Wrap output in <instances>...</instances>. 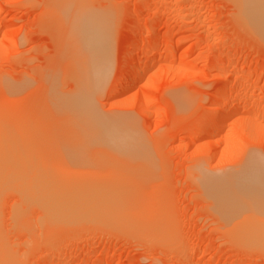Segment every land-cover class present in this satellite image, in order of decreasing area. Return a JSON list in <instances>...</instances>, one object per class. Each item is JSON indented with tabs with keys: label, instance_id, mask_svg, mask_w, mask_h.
Returning <instances> with one entry per match:
<instances>
[{
	"label": "rangeland",
	"instance_id": "rangeland-1",
	"mask_svg": "<svg viewBox=\"0 0 264 264\" xmlns=\"http://www.w3.org/2000/svg\"><path fill=\"white\" fill-rule=\"evenodd\" d=\"M58 1L59 3H57ZM76 2L77 0H0V147L3 146L2 143H5L1 139L12 142L10 139L14 138L15 140L16 138L13 143L17 146L13 145V147L17 150L20 149L19 147L24 144L21 143L24 123L35 125L38 121H43L42 126L43 123L49 124V119L55 116L47 110V107L51 106L49 104L54 105L52 101H55L56 108L62 107V103L59 101L63 100L60 97L62 95L60 88L62 87L64 92H72V89H77L78 81H81L82 68L78 66L82 63L79 64L75 59L73 44H69V47H72V51L74 50V56L68 47L67 43L73 41L72 38L67 41V38L70 37H66L69 32H63L69 25L63 26L64 22L61 23L58 20V23L57 21L56 13H58L59 5L62 4L68 9L70 7V11L73 9V12L70 13L72 15L70 20L78 10L85 7L83 4L87 5L88 13H93L104 22V18L112 17L111 63L113 66L111 65V67L113 70L111 68V75L105 88L96 97V108L109 119L118 122H120V118L130 120L131 124L129 123L128 126L132 130L129 131L136 137V141L129 143L128 151L132 150L131 156L134 159L131 161V156L127 157L128 159L121 157L122 160L116 158L119 161L114 163H122L123 171L120 172L116 169L117 173H121L119 181L107 185L104 183L107 182L106 178L100 177V173L103 175V172L98 167L101 165L103 168V164L99 160L107 158L106 167L107 161L113 155L109 153L112 156H108V158L106 155L109 154H105L103 159L100 158L101 155H98L90 160L87 157V151L85 154L76 151L78 152V156H76L75 150L72 149L74 146H70L72 152L69 154L72 155V158L66 156L71 158L70 164L73 162L71 160H74L71 165L76 171L70 167L69 178L71 180L66 178L70 182L73 193L77 191L81 193V189L92 188L93 184L97 186V189L98 187L102 189V185L100 186L102 183H104L102 186L104 189L105 184L109 188L111 187L110 189L113 187L114 190H112H116L115 193L120 194L116 199L122 211L124 210L121 213V218L129 216L133 220L130 218L126 225L124 223L121 225L120 221L118 223L112 219L109 221V216L107 220L105 217L101 218L104 215L97 216L98 213H88L91 210H87L86 215L78 214V210L73 207L74 214L77 211V215L71 216L70 210L67 211L71 204L66 206L69 203L67 201L64 206L66 209H63L61 204L67 198L61 203L56 198L58 196H53L57 199L56 201L54 198V208L59 202V208L70 213L69 218L67 212V216L60 215L61 213L56 215L57 209L56 211L54 208V210L48 209L45 204L49 201L46 202L47 200L44 199L46 203L42 204L41 197H44L43 194L54 186L48 188V184L53 181L52 176H49L51 174L49 171L42 172L43 174L49 172L48 177H43L42 173L37 172L44 170L42 168L55 170L53 164H66L69 161H64L61 157H59L60 160L53 158L57 153L56 150H53L56 153L51 150L53 156L50 151L51 154H45L46 151L40 152L41 148L39 152L34 148L33 152L31 147L36 146L37 142L31 143L32 146H26L31 140L34 141V139L29 141V138L27 144L23 146L31 148L27 149V152L29 153L28 150H31L33 156L30 154L28 156L33 158V163H45L43 165L34 163L37 166V169H33L35 172L30 165L32 162L27 163L31 167L19 168L18 163L15 165L18 160H15L25 156L19 154L18 157L11 159L13 155L17 156L14 151L15 154L13 152L7 162L8 164L9 161L12 163L9 164V167L6 165L5 170L0 171V173L7 172L0 174L2 179V181L0 179V255L4 252L13 255L11 257H14L16 262L13 260L10 263L11 258L8 261L9 264H264V208L256 206L255 213L254 210L251 211L255 205L251 206L249 202L244 209V205L234 202L236 199H232L235 196L234 193H237L238 197L241 194L250 198L254 196L255 189L249 187L248 192L245 189V191L242 190L246 188L247 183L251 184V187L253 185V187L264 186L263 32L259 30L260 33H257L255 26L252 27L253 25L250 26L248 22L245 23L239 19L240 16H237L239 9L232 0H79L78 5ZM62 9H60V13ZM55 10L57 12H54ZM54 17L56 18L54 19ZM47 18L48 20H46ZM108 20L110 21V19L106 21L108 22ZM59 24L61 25L59 26ZM70 26L72 27L71 23ZM70 33L69 35H72ZM171 48L174 51H170ZM58 49L60 50L58 51ZM66 49H70L69 52ZM76 51L79 50L76 49ZM64 54L67 60L65 63H63L66 61ZM69 56L70 58H68ZM72 56L75 57L74 64H71ZM81 59V55L80 60L77 57L78 61ZM145 62L150 63V68L143 73L140 68ZM66 63L71 66H66ZM73 65H77L74 66L75 70ZM125 69L130 70L128 79H135L134 85L125 93L116 95L114 88L116 83L122 80ZM63 75L66 77L64 78ZM76 76L78 81H76L77 79L73 80ZM60 77L61 82L62 80L64 82V87L59 79L55 80ZM33 80L34 82H32ZM74 81L77 82L76 86ZM50 82H53V85L60 82L59 91L57 90L60 95L57 98L61 99L56 98L58 94L55 90L56 95L54 98L52 95V101L48 103L47 101L50 99L45 100L44 97L46 98L48 93L50 98L51 92L47 90ZM36 85L45 92L40 89L36 90ZM40 86H43L44 89ZM56 88L51 85L52 94H55L53 91ZM39 90L43 92V96L45 93L44 97H41L42 94H40L41 98L38 96ZM63 95L65 94L63 93ZM214 96L219 97L220 101L216 103L213 100ZM23 98H26L28 102ZM42 98L48 104H46L47 107L40 106L45 108L51 116L49 117L48 112L44 109L43 112L46 115L43 113L44 115L41 116L40 110L36 112L42 120L39 117L37 120L34 117L35 113L30 119L32 110L37 107L34 105L41 103ZM55 98L58 103L54 100ZM37 99H41V102ZM25 102H27L26 108ZM27 106L30 108L28 109ZM217 107H222L219 113L215 112ZM239 107L242 108V111L235 112ZM24 108L27 110H23ZM66 108L62 109L63 111L59 110L63 113ZM56 111L58 110L52 111V114H59V111ZM70 111H72L71 108ZM229 111L235 113L219 130L213 133L211 125L216 120L221 122ZM25 112H27L26 117L23 116ZM65 112V114H70L68 111ZM62 113L59 114L62 115L59 117V121L63 117L65 118V114ZM44 119L49 122H44ZM54 119L58 121V117L52 118L51 124L55 122ZM71 119L70 117L66 120L63 119L66 121L65 124L68 123L66 126L70 125ZM250 122L254 125L253 132L248 129ZM63 124L61 126L66 127ZM44 126L43 129H39L42 131L38 130V134L42 132L48 136L47 125ZM51 126L48 125L49 135L54 132L51 131L50 134L51 128L53 130ZM27 127L26 130L30 126L28 129ZM35 130L33 135H35ZM45 130L46 132H44ZM25 133L24 135L27 136ZM25 136L23 139L27 140ZM16 141L19 142L15 143ZM10 144L1 148L11 147L12 144ZM60 144L62 143L60 142ZM45 145L44 148L49 146ZM39 146L43 145L39 144ZM60 147L62 150L66 145L64 146L63 143ZM26 148L21 151H26ZM51 148L48 147V149ZM9 149L11 148L8 147ZM3 150H0V153H3ZM80 150L82 151V149ZM63 151L64 155L66 151ZM7 152L6 149L3 156ZM79 153L83 156L87 155L83 158ZM3 156H0V159H3ZM85 158H89L91 162ZM28 159L29 157L26 160ZM96 159L99 161L98 163L101 162L99 166ZM123 159L127 160V164L122 162ZM4 161L1 160L7 164ZM82 161L85 162L82 163ZM93 161L97 164L92 163ZM110 161L114 160L110 159ZM21 162L19 164L23 166L25 162ZM88 163L89 165H87ZM90 163L96 165L97 168L92 166L93 170H95L94 168L98 169L96 172L93 173L91 167H88L91 166ZM84 164L87 166H85L86 168H84ZM66 165L68 166V164ZM24 166L27 165L24 164ZM55 167L58 170V166ZM24 168H31L32 174H29L31 173L29 170V175L25 172L24 176H20L19 173H24ZM8 169L12 170L15 175L12 171L10 174ZM38 169L40 171H37ZM84 169L86 170L84 171ZM33 173L37 174L34 176ZM67 174L64 175L69 176ZM94 175L98 177L95 178ZM61 176L58 178H63V175ZM204 176L222 178L223 180L217 183H213L215 180L208 183L203 181ZM21 177L23 178L22 182L20 181ZM24 177L26 181H24ZM3 179L5 180L3 181ZM28 179L31 180L29 181L32 186ZM48 179L51 181L49 180L50 182L47 184L45 180ZM67 179H65V183H67ZM42 181L48 188L46 192L42 190L45 192L43 194L42 191L40 193ZM224 182H227L226 184L230 187ZM53 183L55 182L53 181ZM94 186L93 189L97 190ZM36 187L40 190L37 191ZM228 187L233 188L235 192L231 194V192L225 191ZM31 188L36 190L33 189V191ZM58 188L56 185L57 190ZM27 190L31 193L37 191L42 196L37 198L39 194L34 193L31 197L24 193ZM57 190L55 193L51 191L50 194H56L59 191ZM241 190L244 192H238ZM106 191L108 190L106 189ZM72 192H70L71 195ZM47 193L45 195L49 196L48 198L52 202V195ZM78 193H76L77 198L80 195ZM33 195H37V197L33 198ZM72 197H75L74 194ZM119 197L120 201L123 199L121 203L118 200ZM38 199L41 200L38 201ZM76 202L79 201L76 200ZM246 206H250V209ZM258 207L261 210H258ZM141 214L142 216H140ZM88 217H90L89 220ZM99 219L103 221L101 222ZM130 221L134 224H130ZM128 224L130 225L127 226Z\"/></svg>",
	"mask_w": 264,
	"mask_h": 264
},
{
	"label": "bare ground",
	"instance_id": "bare-ground-1",
	"mask_svg": "<svg viewBox=\"0 0 264 264\" xmlns=\"http://www.w3.org/2000/svg\"><path fill=\"white\" fill-rule=\"evenodd\" d=\"M56 1V0H55ZM75 1V0H74ZM232 1H234L235 3H236V5H237V8L239 9H237L239 12L237 13V16L239 15L240 17H239V19H241L242 21H245V23H247L248 22V25L250 24V26L251 25H253L252 27H254L255 26V28H257L255 31H257V33L259 32L260 33V31H262L263 32V35H264V0H232ZM69 2V1H68ZM77 2H79V0H77ZM76 2V4L78 5V3ZM83 2V1H82ZM57 3H59V1L57 2ZM83 3H86L85 1L83 2ZM64 4H65V2H64ZM82 4V3H81ZM83 5H85V7H83V8H81L80 10H78L76 13H75V15H73V17H72V19L70 20V16H72V15H70V13L71 12H73V9H72V11H70V7H69V9L67 8V7H65L64 5H59V10H58V13H60L59 11H60V9H62V11H61V13L60 14H58V13H56V17L58 16V18H57V21L59 20L61 23L62 22H64V25L63 26H65V25H69V26H66V28L64 29L63 27H62V30L64 29V31L63 32H65L66 31V33L67 32H72V33H70V34H72V35H69V33H67V36L66 37H68V36H70L69 38H67L68 40L67 41H69L70 40V38H72L71 40H73L72 42H68L67 44H68V47H69V44H73V49L75 48V54H73V51H72V47L70 48L71 49V51H72V54H73V56L75 55L76 56V58L75 57H73L72 56V58H73V60H71V61H73V62H71V64H74L76 61L79 63V64H81L80 66H78V67H80V68H82V78H81V76H80V78H81V81L79 80L78 81V79H77V76L73 79V80H75V79H77L76 81H78V83L77 82H75L74 81V85L76 86V83H77V86H76V88L77 89H72V92L71 91H67V90H65V91H67V92H64V91H62V87L60 88V92H61V94L62 95H60V94H58V93H60V92H58L59 91V86L62 84H64V82H63V80H62V82H61V77L60 78H57V79H55V80H58L59 79V81L61 82V84H59V83H55V85H53V82L51 83V84H49L48 86V92H49V90H50V98L48 97V93L46 94L47 96H46V98L44 97L45 96V93H44V96H43V92H40V90H42V89H40V88H38L39 86L38 85H36V90H38V89H40L39 91H38V96L40 97V94H42L41 95V97H44V99L45 100H49V101H47L48 103H51V101H52V99H51V96L54 98V96L56 95V91H57V94L58 95H56V98L57 97H59V95H60V97H62V99L64 100L65 99V101H63V100H59L60 101V103H62V107H65L66 108V106H67V108H66V110L65 111H68V112H70V114H65L66 112L64 111L63 113L62 112H60V110L61 111H63L62 109H65V108H62L61 106H59L60 108H56V106H55V101L53 102L52 101V103H54V105H52V104H49V105H51L50 107L48 106H46V104H48L43 98H42V102H41V99L39 100V99H37L39 102H41V103H38V105H34V106H37V107H34V109L32 110V114L29 116V117H31V116H33V113H35L36 114V112L38 111L39 112V110L41 111L40 112V115L42 116V115H44L43 113H45V112H43L44 111V109L45 108H43L42 106L43 105H45V107H47V110L51 113V115H57L56 117H58V121H57V119H54L55 120V122H52V124L53 123H59V124H56V125H58V126H56V125H54L53 124V126H51L52 124H51V121H52V118H56L55 116H53L51 119H49V121L47 120V122L45 121V119H44V122H46V123H48L49 122V124H45V123H43V126H44V124H45V126L44 127H46V125H47V133H48V136H45V134L46 133H43L42 134V132H40V134H41V136H39L40 134H38L39 133V131H42V130H39V129H43V126H42V122L43 121H40L41 122V126H40V122L38 121L37 122V124H33V125H30L28 122H26V123H24L25 125H23V126H25L24 127V130H25V132H24V130H23V136L21 137V135H20V137L23 139V137L25 136L24 135V133L27 135V136H25L26 137V139L27 140H25V139H21V143H24L25 145L27 144V141H28V139H29V141L31 140V139H34V141L33 140H31L30 142H28L29 144H27L26 146H32V144L31 143H36L37 142V145L36 146H34V147H29V148H26V147H23V146H25L24 144L23 145H21V143H20V145L22 146V147H19L20 149H18L17 150V148L15 149L14 147H16L17 145H14V143H13V141H15L16 140V138H15V140H14V138L11 140L10 139V141H12V142H6V140H4V139H1V141L3 140L6 144H12V146L10 147V146H8L9 148H11V149H9L8 150V147L6 148V147H4V148H1V147H3V146H6V144L5 143H2L3 144V146H1L0 147V150H3V149H5V150H3L4 152H6V149H7V153H5V155L3 156V154H4V152L3 153H0V156H3V159L1 158L0 159V162H1V160L2 161H4V162H8V160H9V156L11 157V154L14 152V151H16V155L17 156H14L13 154V156H12V158L11 159H13V158H15V157H18V155L19 154H21V156L23 155V156H25V157H21V158H17L15 161H17V162H15V165H17V163H18V166H19V168H23V167H31L32 166V170L33 169H37L36 167L37 166H35L34 165V163H37V162H34L33 163V158H30L31 156H28L29 154L30 155H32L33 156V149L35 148V150L37 151V152H39V149L41 148V150L42 151H40V152H45L46 151V153L45 154H47V153H49V154H51V156H53V152L54 153H56L57 155L58 154H61L60 156L58 155H54L53 156V158H55L56 160L58 159V160H60V158L59 157H61L62 158V160H67V162L68 163H66V164H68V166L66 165V164H59L58 163V161H57V163L58 164H53V168L55 169V170H53L52 168H49L48 170H47V168H42V169H44V170H42V171H40L39 169L37 170V171H40V172H37V173H39V174H41L42 172L43 173H45L46 171H49L51 174H49V172L47 173V174H49V176H52L51 178H52V180L55 182V183H53V181H51V179H48V180H45V182L48 184L50 181H51V183H49L48 184V188L51 186H53L52 188H51V190L50 189H48V188H46L47 187V185H44V181H42V183H43V185H44V187H42L41 186V190L40 189H38V187H36L37 188V191L38 190H40V193H41V191L43 190V191H45L46 192V189H48V191H49V193H47L48 195H52V194H50V192L52 191H54V193L56 192V185H57V188H58V190L60 191H58L59 192V194H58V192L56 193V194H54V195H52L51 196V198H53V196H58V197H56L58 200H60L59 202H61L62 200L64 201L66 198H67V200L66 201H64L62 204H61V206H63V209H66V207H64L65 206V204H66V202L68 201L69 203H67V205L66 206H69L68 204H71L69 207H71L70 209H69V207L67 208V211H69L70 210V213H71V216H73V215H77V211H76V214H74L75 213V209L76 210H78V214H85L86 215V211L87 210H91V211H89L88 213H91V212H94V213H98L97 214V216H100V214L101 215H104V216H101V218L102 217H105V218H107L108 216L110 217L109 218V221H110V219H112V221H115V223H116V221H117V223L120 221L122 224L121 225H123V223L126 225V223H128V219H130L131 218V220H133V218L132 217H130L129 218V216H128V218L127 217H125V216H122L123 217V219L121 218V213L124 211H122V208L119 206V204H118V201H117V197L120 195V194H117V193H115V192H117L116 190L115 191H113L114 189H113V187H112V189H110L108 186H106V184L104 185V187H105V189L102 187L103 186V184L104 183H107V185L108 184H110L111 182H113L112 184H114V182H116L121 176V173L120 172H122L123 170H122V163H114V162H116V161H119L118 159H116V158H125L126 157V159H128L127 157H129L130 158V156H131V153H132V150H129L128 151V146H129V143H132L133 141H136V137L134 136V135H132L131 134V132L129 131V130H132V129H130L129 128V126H128V124L130 123L131 124V122H130V120H128L127 118H120V122H118V121H116V120H112V119H109V118H107L106 116H103V114H101V112H99L98 110H97V108H96V97H97V95H98V93L99 92H101L104 88H105V86H106V84H107V82H108V80H109V77H110V75H111V65H112V63H111V60H112V48H113V29H112V27H113V25H112V21H111V18L109 17V18H107V19H110V21L108 20V22L106 21L107 19L106 18H104L105 19V22L103 21V20H100V19H98V17L97 16H94V14L93 13H88V10L86 9L87 7V5L86 4H83ZM83 5H81V6H83ZM57 7H58V5H56ZM61 6H63L62 8H61ZM74 7L76 8V6L74 5ZM73 7V8H74ZM56 9V8H55ZM58 9V8H57ZM68 9V10H67ZM76 11V10H75ZM54 12H57V10H55ZM98 13V12H97ZM52 15V14H51ZM109 15V14H108ZM50 17V16H49ZM52 17V16H51ZM56 17H54V19L56 18ZM60 17V18H59ZM62 18H64V19H62ZM100 18V17H99ZM50 19V18H49ZM53 19V20H54ZM46 20H48V18L46 19ZM52 20V21H53ZM113 20V19H112ZM55 21V20H54ZM59 21H58V23H59ZM65 21H66V24H65ZM71 23V25H72V27L70 26V23ZM48 23H49V21H48ZM52 23V22H51ZM55 23V22H54ZM53 23V24H54ZM52 24V25H53ZM56 24V23H55ZM49 25V24H48ZM61 24H59V26H60ZM56 26H57V24H56ZM51 27H53V26H51ZM251 27V28H252ZM54 28V27H53ZM67 28H68V30H67ZM70 28H72L71 30H70ZM254 28V29H255ZM58 29V28H57ZM55 30V29H54ZM260 30V31H259ZM57 31V30H56ZM55 32V31H54ZM59 32V31H58ZM261 32V33H262ZM72 36V37H71ZM75 39V40H74ZM75 41V42H74ZM65 42V41H64ZM66 44V43H65ZM59 46H60V44H59ZM77 46V47H76ZM63 47H64V45H63ZM65 48H66V46H65ZM64 48V49H65ZM70 49H66V50H68V52H69V50ZM76 49H78L79 51H76ZM60 49H58V51H59ZM57 51V52H58ZM70 51V52H71ZM170 51H174L172 48L170 49ZM60 53V52H59ZM62 53V52H61ZM56 54V53H55ZM77 54H80L81 55V57H82V59H81V61H78L77 60V57L79 58V60H80V55H78L77 56ZM69 55V54H68ZM64 57H65V60H66V56H65V54H64ZM68 58H70V56L68 57ZM74 58L76 59V61L74 60ZM75 61V62H74ZM65 62H67V60L66 61H63V63H65ZM62 63V62H61ZM61 63H59V64H61ZM63 63H62V65H63ZM70 63V62H69ZM67 65L66 66H69L70 64H68V63H66ZM47 65V64H46ZM55 66V65H54ZM57 66V65H56ZM63 66H65V65H63ZM71 66V65H70ZM74 66H77V65H73V67ZM113 66V65H112ZM65 68V67H64ZM66 68H68V67H66ZM71 68V70H72V67H70ZM150 68V63H148V62H145L144 63V65L140 68V70L144 73V72H146L148 69ZM53 69H54V67H53ZM69 69V68H68ZM78 69V68H77ZM40 70V69H39ZM55 70V69H54ZM53 70V71H54ZM74 70H75V67H74ZM112 70H113V68H112ZM71 72V71H70ZM76 72V71H75ZM129 73H130V70L129 69H125L124 70V72H123V74H122V80L121 81H119L118 83H116V86H115V88H114V93L117 95H119V94H122V93H125L127 90H130V89H132V87H133V85H134V81H135V79L133 80H129L128 79V76H129ZM69 75H70V73H69ZM61 76V75H60ZM64 76V78L66 77V75H63ZM28 79H31V78H28ZM33 79V78H32ZM31 79V80H32ZM71 79V78H70ZM70 79H67V80H70ZM67 80H64V81H66L67 82ZM23 81V80H22ZM27 81V80H26ZM39 81V80H38ZM50 81V80H49ZM52 81H54V79H52ZM32 82H34V80L32 81ZM69 82V81H68ZM27 83V82H26ZM37 83V82H36ZM39 83V82H38ZM73 83V82H72ZM136 83V82H135ZM30 84H31V82H30ZM33 84V83H32ZM51 85H52V87H57L56 89H54V91L53 92H55V94H52V91L51 90H53V89H50L51 88ZM58 85V86H57ZM28 86H30L29 85V83H28ZM222 86L224 87V84H222ZM222 86H220L221 88H222ZM41 87V86H40ZM63 87H64V85H63ZM70 87V86H69ZM26 88V87H25ZM25 88H24V90H25ZM41 88H43L44 89V87L42 86ZM218 88V87H217ZM65 89V88H64ZM232 89V88H231ZM29 90V89H28ZM31 90V89H30ZM56 90V91H55ZM217 90H219V88L217 89ZM42 91H44V90H42ZM26 92V91H25ZM45 92V91H44ZM63 93L65 94V95H63ZM26 94H27V92H26ZM25 93H24V95H26ZM29 94V93H28ZM34 94H35V92H34ZM65 96V97H64ZM249 96H250V94H249ZM25 97H27V96H25ZM29 97V96H28ZM40 97V98H41ZM48 97V98H47ZM64 97V98H63ZM54 99V100H56L57 101V99H61V98H57V99ZM23 99H25L26 100V98H23ZM28 99V98H27ZM24 100V101H25ZM214 101H216V103L218 102V101H220V98L219 97H215L214 96V99H213ZM27 102H28V100H26ZM43 101H45V102H43ZM62 101V102H61ZM27 102H25V108H26V104H27ZM225 102V101H224ZM56 103H58V101L56 102ZM59 103V105H61ZM223 103V102H222ZM30 104V103H29ZM36 104V103H35ZM24 105V104H23ZM40 105H42V106H40ZM56 105H58V104H56ZM40 107V108H39ZM52 107H54V108H52ZM23 109V110H27V109ZM27 108H28V106H27ZM30 108V107H29ZM28 108V109H29ZM35 108H38V109H35ZM53 109V110H49V109ZM59 111V114H65V118L63 117V119L64 120H66V118H68V117H70V118H72L71 120H72V122L70 121V125L69 126H66V124H68V123H66L65 124V122L66 121H64L63 119H61V121H62V123H64L63 125H65L66 127H62L61 125H62V123H60L61 121H59V117L60 116H62V115H59V114H57V113H54V114H52L53 112L52 111H54L55 112V110L56 109ZM62 108V109H61ZM69 108V110H67ZM70 108H71V110L72 111H70ZM43 109V110H42ZM60 109V110H59ZM35 110V111H34ZM222 110V107H217L216 108V110H215V112L216 113H219L220 111ZM31 111V110H30ZM45 111H46V109H45ZM48 111H46V112H48ZM58 111H56V112H58ZM240 111H242V108L241 107H239L235 112H240ZM259 111V110H258ZM28 112V111H27ZM27 112H25V114L23 115L24 117H26L25 115H26V113ZM49 112H48V114H49ZM234 111H229L225 116H224V118L221 120V122L220 121H218V120H216L212 125H211V129H212V131H213V133H215L217 130H219V128L220 127H222V125L223 124H225V122L226 121H228L231 117H232V115H233V113H235ZM73 114V116H71L72 114ZM215 113V114H216ZM76 114V115H75ZM45 115H46V113H45ZM50 114H49V117L51 116ZM59 115V116H58ZM69 115V116H68ZM68 116V117H67ZM28 117V118H29ZM37 120L40 118L41 119V117H39V114L37 113L35 116H34ZM37 117H39V118H37ZM48 117V118H49ZM27 118V119H28ZM34 118V119H35ZM47 118V119H48ZM30 119H32V117L30 118ZM116 119H118V118H116ZM42 120V119H41ZM68 120H70V119H68ZM67 120V121H68ZM69 122V121H68ZM28 123V124H27ZM251 123V122H250ZM249 123V124H250ZM26 124H27V126L29 127V129H30V131H29V129H28V127L26 126ZM253 123H251L250 125H248V129L249 130H251L252 132L254 131V125H252ZM36 125H37V127H36ZM48 125L49 126H51V127H53V130H52V128H51V130H50V134L52 133L51 131H54L53 132V134H51V135H49V127H48ZM60 125V126H59ZM34 126V127H33ZM27 127V129L28 130H26L25 128ZM33 129H32V128ZM57 127H58V129H57ZM62 127V130H60V128ZM35 128H36V130H35ZM54 128H56L57 129V131H56V129H54ZM65 128H68V129H66L65 130ZM35 130V135H33L32 133H33V131ZM39 130V131H38ZM59 131H61L60 133H59ZM73 131V132H72ZM37 132V133H36ZM44 132H46V130L44 131ZM55 132H57V133H55ZM28 133V134H27ZM54 133H55V135H54ZM5 134V133H4ZM3 134V135H4ZM2 135V136H3ZM31 137H34V138H31ZM33 135V136H32ZM44 135V136H43ZM47 135V134H46ZM5 136V135H4ZM36 136H37V138H36ZM50 136V137H49ZM53 136V137H52ZM47 137V138H46ZM52 137V138H51ZM1 138V137H0ZM36 138V139H35ZM45 138V139H44ZM8 140H9V138H8ZM25 140V141H24ZM36 140V141H35ZM44 142H43V141ZM43 143H42V142ZM48 141V142H47ZM195 141V140H194ZM17 142H19V141H16L15 143H17ZM26 142V143H25ZM60 142L62 143V144H60ZM46 145H45V144ZM63 143H64V146L66 145V147H63V149L61 150L60 148V145L62 146L63 145ZM0 144H1V142H0ZM10 144V145H11ZM19 144V143H18ZM31 144V145H30ZM39 144L41 145H43L42 147L41 146H39ZM13 145H14V147H13ZM44 145L45 146H47V145H49V146H47V148L45 147L44 148ZM58 145H59V147H58ZM80 145H82L83 147L81 148V146ZM70 146H74L72 149L73 150H75L74 152H76V151H78V152H80V153H82V154H85L86 152L85 151H87L88 153V155H87V157H89L90 158V160H92V158H95V156L96 157H98V155L100 156H102V157H100V158H102L103 159V156L105 155V154H112V155H106L107 157L108 156H112L111 158H109V160L107 161V166L105 167V164H106V160H107V158L105 159V160H99V158H98V160L99 161H101L102 162V164H103V168H102V166L100 165L101 164V162L100 163H98L99 161L96 159V162L98 163H95L94 161L92 162V163H94V164H97L99 167H98V169L100 168V170H102L101 172H103V175H105V176H107V177H105V176H103L102 175V173H100L99 175H100V177H104V179L107 181V182H104V183H102V184H100V186H101V188L102 189H104V190H102V189H100L99 187H98V189H97V186H94V184H93V186H94V188H96L97 190H94L93 189V186H92V188H89L88 189V187L87 188H83V189H81L82 191H81V193H78V191L76 192V193H78V194H80V195H78V198L76 197V193L74 192H72V190H71V187H70V167L72 168V163L74 162V160H71V164H70V159L72 158V155H70L71 154V152L72 151H70L71 150V148H70ZM76 146H78L77 147V149H76ZM37 147V148H36ZM48 147H52L51 149H48ZM57 147H58V150H57ZM80 147V148H79ZM84 147H85V149H84ZM13 148V149H12ZM24 148H26V151H21V150H25ZM64 148H66V149H64ZM86 148H88V149H86ZM15 149V150H14ZM27 149H31V150H28L29 151V153L27 152ZM38 149V150H37ZM80 149H82V151L84 150V152H82ZM12 150V152H10ZM20 150V151H19ZM51 150L53 151V150H56V152L55 151H53V152H51ZM66 151V152H64V151ZM80 150V151H79ZM89 150V151H88ZM30 151H31V153H30ZM51 153H50V152ZM62 151L64 152V155L62 154ZM68 151V152H67ZM21 152V153H20ZM43 152V153H44ZM78 152H76L75 154H77L76 156H78ZM9 153H10V155H9ZM36 153V152H35ZM66 153V154H65ZM68 153V154H67ZM70 153V154H69ZM79 153V154H80ZM129 153V154H128ZM14 154H15V152H14ZM48 154V155H49ZM73 154V153H72ZM82 154H80V156H82L83 158L84 157H86V155H82ZM93 154V155H92ZM103 154V155H102ZM27 155V156H26ZM35 155V154H34ZM68 157H70L71 156V158H68ZM74 155V154H73ZM36 156H37V154H36ZM75 156V155H74ZM115 156V157H114ZM27 157H29V161L28 160H26L27 159ZM39 157H41V156H39ZM57 157V158H56ZM105 157V156H104ZM132 157V156H131ZM4 158H8V159H4ZM25 160H24V159ZM68 158V159H67ZM77 158V157H76ZM89 158L87 159V158H85V160L87 159L88 160V162H91V161H89ZM122 158L120 159V160H122ZM10 159V160H11ZM19 159H21V161H19ZM30 159H31V161H30ZM38 159V158H37ZM74 159H75V157H74ZM110 159L111 160H114V161H110ZM134 159V157H132V159H131V161ZM34 160H35V158H34ZM50 160H51V158H50ZM54 160V159H53ZM80 160V159H79ZM84 160V159H83ZM125 159H123V161L122 162H125L126 163V161L127 160H125ZM130 160V159H129ZM128 160V161H129ZM28 161V162H27ZM37 161V160H36ZM38 161H40V160H38ZM75 161H76V159H75ZM103 161H105L104 163H103ZM110 161V162H109ZM130 161V162H131ZM19 162H21V163H24V164H26L27 166H24V164H23V166H22V164H19ZM31 164H30V163ZM53 162V161H52ZM85 161H82V163H84ZM109 162V163H108ZM111 162H113V163H111ZM129 162V163H130ZM10 163H12L11 161H9V164ZM27 163H29L30 165H28ZM38 163H41V162H38ZM37 163V164H38ZM45 163V162H44ZM43 163V164H44ZM1 164H3V165H1ZM9 164L7 163V164H5V163H3V162H1L0 163V171L1 170H5V168L8 166L9 167ZM14 164V163H13ZM42 164V163H41ZM42 164V165H43ZM48 164V163H47ZM94 164H91L90 163V165L91 166H88L91 170H93L92 169V166L93 167H96V165H94ZM109 164V165H108ZM113 164V165H112ZM120 167H118L117 165ZM127 164V163H126ZM7 165V166H6ZM50 165V164H49ZM66 165V166H65ZM71 165V166H70ZM79 165V164H78ZM87 165H89V163L87 164ZM110 165H111V167H110ZM116 165V166H115ZM3 166H5V167H3ZM55 166H58L57 167V169L58 170H56V167ZM60 166V167H59ZM82 166V165H81ZM86 165L84 164V168H86L85 167ZM14 167V166H13ZM35 167V168H34ZM40 167H41V165H40ZM44 167V166H43ZM77 167V166H76ZM117 167V168H116ZM11 168V167H10ZM9 168V169H10ZM38 168H39V166H38ZM61 168V169H60ZM65 168V169H64ZM97 168V167H96ZM96 168H94L95 170H93L92 172L94 173V171L96 172L98 169H96ZM102 168V169H101ZM115 168V169H114ZM119 168V169H118ZM9 169H8V171H9ZM52 169V170H51ZM66 169H68V170H66ZM83 169V168H82ZM115 170L114 172L112 171V170ZM116 169H117V171H119L120 170V174L119 173H117V171H116ZM19 170V169H18ZM23 170V169H22ZM21 170V171H22ZM26 170V171H25ZM31 171V173H29L30 175L32 174V172L34 171H32L31 170V168H24V170H23V172L24 173H22V174H20L19 173V175L21 176H24L25 175V172L27 173V175H29L28 174V171ZM72 170H74V168H72ZM86 169H84V171H85ZM91 170H89V171H91ZM104 170V171H103ZM122 170V171H121ZM12 170H10L9 172H10V174L13 172H11ZM29 171V172H30ZM55 171V172H54ZM74 171H76V170H74ZM74 171H72V172H74ZM7 173V172H5V171H2L1 173ZM18 172V171H17ZM35 172V171H34ZM53 172V173H52ZM87 172V171H86ZM85 172V173H86ZM92 172H90V173H92ZM0 173V174H1ZM37 173H35V175L37 174ZM42 173V176L43 177H45V176H47L48 177V175L47 174H43ZM68 173V174H67ZM80 173V172H79ZM82 173H84L83 171H82ZM87 173H89V172H87ZM86 173V174H87ZM58 174H59V176H58ZM67 174V175H69V176H65V175ZM97 174V173H96ZM13 175H15L14 174V172H13ZM26 175V176H27ZM33 175H34V173H33ZM32 175V176H33ZM34 175V176H35ZM61 175H63V178H61V179H59L60 177H62ZM76 175V174H75ZM78 175V174H77ZM76 175V176H77ZM85 175V174H84ZM88 175V174H87ZM98 175V174H97ZM9 176V175H8ZM7 176V177H8ZM11 176V175H10ZM37 176H39V175H37ZM3 177H4V175H3ZM2 177V178H3ZM14 177V176H13ZM13 177H12V179H13ZM17 177H18V175H17ZM54 177H57V178H54ZM59 177V178H58ZM69 179V181H68V179ZM73 177V176H72ZM85 177V176H84ZM91 177V176H90ZM94 177L96 178V177H98V176H96V175H94ZM9 178H11V177H9ZM8 178V179H9ZM19 178V177H18ZM25 178V177H24ZM29 178H31V176H29ZM40 178V177H39ZM85 178H87V177H85ZM0 179H1V176H0ZM6 179V178H5ZM5 179H3V181L5 180ZM17 179V178H16ZM20 179V178H19ZM22 177H21V182H22ZM37 179H38V177H37ZM43 179V178H42ZM55 179V180H54ZM58 179V181L56 182V180ZM65 179H67V183H65ZM103 179V180H104ZM108 179V180H107ZM7 180V179H6ZM14 180V179H13ZM30 179H28V181H29ZM34 180V179H33ZM32 180V182H34ZM50 180V181H49ZM86 180V179H85ZM215 180V182H213V183H217V182H221V180H223L222 178H214V177H211V176H204L203 177V181H205V182H211L212 183V181H214ZM1 181H2V179H1ZM0 181V182H1ZM24 181H26V178H25V180ZM31 181V180H30ZM29 181V182H30ZM83 181V180H82ZM119 181V180H118ZM117 181V182H118ZM121 181V180H120ZM62 182V183H61ZM63 182H64V185H63ZM98 182V181H97ZM28 183V182H27ZM204 183V182H203ZM225 183V182H224ZM227 183V182H226ZM225 183V184H226ZM30 184H31V182H30ZM29 184V185H30ZM39 185H41L40 183H38ZM52 184V185H51ZM59 184V185H58ZM92 184V183H91ZM246 184V183H245ZM244 184V185H245ZM20 185V184H19ZM37 184H35V186H36ZM227 185V184H226ZM234 185V184H233ZM232 185V186H233ZM238 185V184H237ZM242 185V184H241ZM251 185V184H250ZM248 183H247V186H245L246 188H243L242 190H246V192H248L247 190H249V187H250V189H255V193H254V196L252 197V198H250L249 196L247 197V196H244L243 194H241L240 195V193H238L240 196L238 197V195H236L237 193H234L235 192V190L233 189V188H229L230 186L229 185H227V186H229L228 188H227V190H225V191H228V192H231V194H235V196H234V198H232L233 200L234 199H236V200H234V202H239L240 204H242V205H244L243 206V208L245 209V205H248L249 204V202H250V205L251 206H253V205H255V206H253L252 207V209H251V211L252 210H256L257 209V207L256 206H262L263 208H264V186H258V187H251ZM31 186H32V184H31ZM38 186V185H37ZM60 186H61V188H60ZM68 186V187H67ZM74 186V185H73ZM99 186V185H98ZM109 186H111V185H109ZM112 186H114V185H112ZM231 186V187H232ZM22 187V186H21ZM21 187H20V189H21ZM108 187V188H107ZM236 188H239V187H237V186H235ZM242 187V186H241ZM26 188H27V186H26ZM35 188V187H34ZM33 188V189H34ZM42 188H44V189H42ZM62 188H64L62 191H61V189ZM75 188H77L76 186H75ZM248 188V189H247ZM28 189V188H27ZM32 189V188H31ZM32 189V190H33ZM54 189H56V190H54ZM90 189H92V190H90ZM106 189L108 190V191H106ZM263 189V190H262ZM34 190H36V189H34ZM33 190V191H34ZM71 190V191H70ZM85 190H86V192H85ZM98 190H100V191H98ZM109 190H110V192H109ZM238 191V192H244V191ZM25 191V190H24ZM28 191V193L30 192L29 190H27ZM27 191L26 192H24L25 194H27V195H29V196H31L32 194H34V193H38L39 194V192H37V191H35V192H33V193H27ZM42 191V194L43 193H45V192H43ZM72 192V195H71V193L70 192ZM91 191V192H90ZM96 191V192H95ZM112 191V192H111ZM237 191V190H236ZM251 191V190H250ZM249 191V192H250ZM51 192V193H52ZM61 192H64V193H61ZM68 193V194H66V193ZM85 192V193H84ZM215 192V191H214ZM253 192V191H252ZM23 193V192H22ZM23 193V194H24ZM45 193V194H46ZM227 193V192H226ZM251 193V192H250ZM37 194V195H38ZM42 194L40 195L39 194V197H37V195H33V198H40L41 196H42ZM45 194H43V196L44 197H41L43 200H41V199H38V201L39 200H41L42 201V204L43 203H46V202H48L49 201V203H46L45 204V206L46 207H48V209H50V210H54L55 209V211H56V209H57V211L56 212H58V213H56V215H59V213H61L60 215H62V214H64V215H66L67 213H68V218H69V216H70V213L69 212H67L66 210H63V209H60L59 207V205H60V203L58 202H56L57 203V206H56V208H54L55 206H54V202H55V200H54V198H53V201L51 202V199L49 200V196L47 197V195H45ZM62 194V195H61ZM73 194H74V196L75 197H72L73 196ZM230 194V193H229ZM246 194V193H245ZM248 194V193H247ZM252 195H253V193H251ZM60 195V196H59ZM65 195H67V196H65ZM226 195V194H225ZM36 196V197H35ZM81 196V197H80ZM85 196V197H84ZM32 197V196H31ZM70 197H72L73 198V200H72V198H70ZM236 197V198H235ZM26 198V197H25ZM55 198V199H56ZM64 198V199H63ZM44 199H46L47 201L46 202H44ZM57 199H56V201H57ZM120 197H119V201H120ZM232 199H230V200H232ZM28 200V199H27ZM76 200L77 201H79V202H76ZM30 201V200H29ZM71 201H73L72 203H71ZM122 201H123V199H122ZM122 201H120V203L122 202ZM32 203V202H31ZM39 203V202H38ZM53 203V204H52ZM55 203V204H56ZM229 203V202H228ZM36 204V203H35ZM59 204V205H58ZM74 204H75V206H74ZM39 205V204H38ZM51 206H53V207H51ZM78 206V207H77ZM31 207H32V205H31ZM41 207V206H40ZM75 208V209H73V208ZM237 207V206H236ZM246 207H248L249 209H250V206H246ZM256 207V208H255ZM260 207H258V210L260 209ZM15 208V207H14ZM54 208V209H53ZM62 208V207H61ZM81 208V209H80ZM126 209H127V207H125ZM130 208V207H129ZM128 208V209H129ZM27 209V208H26ZM44 209V208H43ZM71 209H73V212H71L72 210ZM238 209V208H237ZM240 209V208H239ZM247 209V208H246ZM254 210V211H255ZM261 210V209H260ZM61 211V212H60ZM63 211V212H62ZM84 211V212H83ZM240 211V210H239ZM244 211V210H243ZM246 211V210H245ZM251 211H249V212H251ZM257 211V210H256ZM256 211H255V213H256ZM47 212V211H46ZM67 212V213H66ZM81 212V213H80ZM128 212V211H127ZM134 212V211H133ZM50 213V212H49ZM73 213V214H72ZM87 213V214H88ZM135 213V212H134ZM241 213H242V211H241ZM252 213H254V212H252ZM55 214V213H54ZM139 214H140V212H139ZM245 214V213H244ZM51 215V214H50ZM55 215V216H56ZM90 215V214H89ZM106 215V216H105ZM123 215V214H122ZM125 215V214H124ZM130 215H132V216H135V215H133V214H130ZM49 216V215H48ZM67 216V215H66ZM66 216H63V217H66ZM91 216V215H90ZM93 216V215H92ZM140 216H142V214L140 215ZM136 217H137V215H136ZM85 218H87V217H85ZM89 218L90 217H88V220H89ZM120 218L122 219V221L120 220ZM124 218H126L125 220H126V222H125V220H124ZM98 219V218H97ZM104 219V218H103ZM135 219V218H134ZM107 220H108V218H107ZM139 220V219H138ZM94 221V220H93ZM97 221V220H96ZM99 221H101L100 219H99ZM103 221V220H102ZM101 221V222H102ZM124 221V222H123ZM60 222V221H59ZM68 222V221H67ZM91 222V221H90ZM135 222V221H134ZM107 223V222H106ZM130 224H134V223H131V221L129 222ZM130 224H128L127 226H129ZM130 227H132V226H130ZM15 251V250H14ZM4 255V256H3ZM19 255V254H18ZM11 256H13V255H11V254H8V253H2V255H0V264H9L8 263V261L12 258ZM20 256V255H19ZM9 257V258H8ZM17 257V256H16ZM8 258V259H7ZM14 258V257H13ZM11 259L9 262L10 263H12V261L14 260L15 261V258L14 259ZM18 260V259H17ZM21 260V259H20ZM16 262V261H15ZM14 263V262H13Z\"/></svg>",
	"mask_w": 264,
	"mask_h": 264
}]
</instances>
